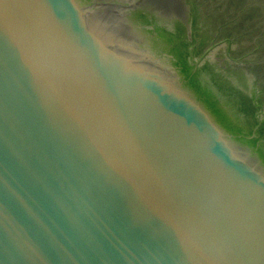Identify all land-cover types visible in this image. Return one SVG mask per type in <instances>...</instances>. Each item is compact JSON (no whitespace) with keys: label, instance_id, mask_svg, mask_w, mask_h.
<instances>
[{"label":"water","instance_id":"water-1","mask_svg":"<svg viewBox=\"0 0 264 264\" xmlns=\"http://www.w3.org/2000/svg\"><path fill=\"white\" fill-rule=\"evenodd\" d=\"M0 264H264V0H0Z\"/></svg>","mask_w":264,"mask_h":264}]
</instances>
